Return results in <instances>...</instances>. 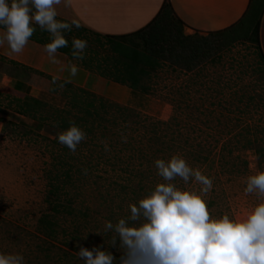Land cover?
Returning <instances> with one entry per match:
<instances>
[{"label":"rangeland","instance_id":"rangeland-1","mask_svg":"<svg viewBox=\"0 0 264 264\" xmlns=\"http://www.w3.org/2000/svg\"><path fill=\"white\" fill-rule=\"evenodd\" d=\"M54 7L68 29L54 34L30 25L45 32L38 35L44 41L62 35L69 61L91 68L83 66L98 91L52 78L34 101L0 86V253L22 255V264H86L80 252L87 249L121 264L128 246L117 226L146 223L143 215L132 219L131 205L139 207L160 183L202 195L212 219L243 220L264 202L258 189L245 191L249 178L264 172V60L254 24L195 33L165 4L146 30L153 36L114 39L156 57L134 90L128 75L114 81L117 57L98 44L106 36L77 27L64 0ZM75 39L87 47L75 49ZM4 62L0 76L17 65ZM72 124L86 133L75 153L58 142ZM177 155L209 177L212 189L202 192L194 176H160L155 161Z\"/></svg>","mask_w":264,"mask_h":264},{"label":"clouds","instance_id":"clouds-1","mask_svg":"<svg viewBox=\"0 0 264 264\" xmlns=\"http://www.w3.org/2000/svg\"><path fill=\"white\" fill-rule=\"evenodd\" d=\"M61 0H0V27L6 29L4 37L13 53L23 51L35 29L30 21L56 34L58 29H68V23L57 21L55 5ZM34 6L35 13L30 15ZM73 23L80 27L76 20ZM68 41L56 35L45 45L49 57ZM3 44V39H0ZM75 49L83 51L87 41L75 39ZM53 63L56 61L53 59ZM71 75L76 76L78 68L72 66ZM86 139V133L75 124L58 135V142L73 153ZM155 166L165 180L179 176L188 181L190 176L205 187L208 192L213 181L189 166L181 156H172L167 162L157 159ZM258 189L264 194V172L248 180L246 193ZM132 219L143 215L147 222L140 227H128L120 220L117 231L128 246L127 258L121 264H264V202L257 204L243 220L223 216L212 219L202 195L193 191L178 190L172 184H157L146 198L131 205ZM111 227V224L108 225ZM80 255L87 258L86 264H112L115 259L110 253L82 249ZM20 254L0 253V264H22Z\"/></svg>","mask_w":264,"mask_h":264},{"label":"crops","instance_id":"crops-1","mask_svg":"<svg viewBox=\"0 0 264 264\" xmlns=\"http://www.w3.org/2000/svg\"><path fill=\"white\" fill-rule=\"evenodd\" d=\"M68 14L84 27L100 35H130L146 27L169 4L185 30L197 33L220 32L237 24L248 23V15L264 0H64ZM60 8H62L60 6ZM6 30L0 27V60L10 64L11 74L0 76V86H7L22 95L38 98L41 83L52 77L54 80L71 82L82 88L98 91L96 76L69 61L68 56L56 51L49 57L45 44L29 39L20 53H13L4 38ZM259 47L264 55V6L258 25ZM56 62L53 63L52 60ZM72 66L78 68L72 76ZM111 87V83H101ZM103 90V89H100Z\"/></svg>","mask_w":264,"mask_h":264},{"label":"trees","instance_id":"trees-1","mask_svg":"<svg viewBox=\"0 0 264 264\" xmlns=\"http://www.w3.org/2000/svg\"><path fill=\"white\" fill-rule=\"evenodd\" d=\"M263 6L264 5H261V4L259 6L255 5L256 8L253 9V11L248 15V19H249L248 23H246L245 25L243 23H240L241 26H247L250 29L254 28L252 35H254V38H255L254 40L257 43L258 47H259L258 25H259V21H260L262 11H263ZM160 12L161 11H159V13ZM159 13H158V15H159ZM157 16L146 27H144L143 29H141V30H139L133 34H130V35L132 36V35L142 34V36H143L144 35L143 33H145V32L146 33H145L144 37L146 35H150L151 32L146 31V30L152 25V23H154ZM179 21L182 23V21L180 19H179ZM252 24H254L253 28L250 26ZM30 26L35 29V31L33 32V35L29 38L33 41L47 45L48 43H51L52 40L55 38V36L51 35L50 39L48 37V39L50 41L49 40L44 41L40 37H38V35L41 34L42 36H44L45 32L36 30L37 28L34 27L33 25H30ZM233 27H235V26H233ZM233 27H230V28L225 29V30H229L231 28L233 29ZM225 30H223V31H225ZM248 31H250V30L248 29ZM97 35H99V37L101 36L100 34H97ZM122 37H125V35H114V36L106 35V38L108 40L106 42H103L100 40V41H98V44L100 45V47H103L105 45L109 46L111 51L114 52V54L117 57L116 58V64L119 67L117 70H115V71H117V73H115L116 78L114 79V81L119 82V83H123V81L125 80L123 77L125 75H128V79L126 80V82H129L130 87L132 89L138 90L139 84L141 83V82H139L141 80V77L144 76L145 74H147L146 67L155 66L156 65V60H155L156 57L153 56L151 53H149L147 50H144V48H146V47H140V46L132 47L130 45L129 46L126 45L122 41H115L114 40L116 38L121 39ZM69 44L74 47L73 43H69ZM57 51L62 52L64 54H66L67 56L73 57V55L71 53V48H69L67 46L62 47V48H58ZM261 57L264 60V55H263L262 51H261ZM83 66L86 67L87 65L83 64ZM87 67L89 68V70L91 69L89 66H87ZM48 78L52 79V77H48ZM59 82L62 83L63 85H68V83H66L64 81H59ZM143 91H144V89H143ZM33 100L37 101V99H35V98H33Z\"/></svg>","mask_w":264,"mask_h":264}]
</instances>
